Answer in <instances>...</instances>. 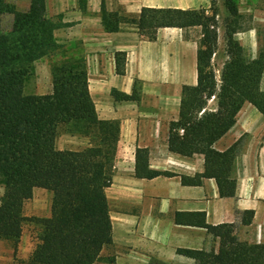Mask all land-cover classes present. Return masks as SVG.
Returning a JSON list of instances; mask_svg holds the SVG:
<instances>
[{
	"label": "trees",
	"instance_id": "16d2710c",
	"mask_svg": "<svg viewBox=\"0 0 264 264\" xmlns=\"http://www.w3.org/2000/svg\"><path fill=\"white\" fill-rule=\"evenodd\" d=\"M226 8L231 17L239 18L233 0H226ZM5 10L13 14V21L8 31L0 27V239L16 246L27 220L22 213L24 203L34 188L46 189L52 194L50 215L30 218L38 233L25 264H96L102 249L112 244L105 189L111 183L119 123L98 118L82 59L56 65L50 91L25 94L24 80L32 63L58 47L53 36L57 26L48 22L46 0H30L25 11L9 8L0 0V13ZM217 16L215 0H210L208 9L142 7L127 21L140 33L147 27L199 28L196 83L182 86L179 116L170 122L167 146L181 156L203 155V172L183 176L182 182L197 184L203 177L213 178L219 195L227 197L235 193L230 172L237 141L223 151L215 149L214 143L233 126L244 102L264 116V89L260 88L264 59L262 52L248 59L235 37L237 30L227 24L226 58L217 76L212 64L218 50ZM108 17L102 20L105 30L116 31L119 20L108 27ZM124 65L125 53L116 52V73L123 74ZM112 94L121 99L133 97ZM61 127L86 137L87 143L77 149H59L56 138ZM160 173L149 169L147 149L138 148L135 175ZM190 215L197 218L196 225L218 238V251L211 256L185 249L183 254L199 264H264V243L238 241L232 223L211 225L205 223L203 213Z\"/></svg>",
	"mask_w": 264,
	"mask_h": 264
},
{
	"label": "crops",
	"instance_id": "0c3cea01",
	"mask_svg": "<svg viewBox=\"0 0 264 264\" xmlns=\"http://www.w3.org/2000/svg\"><path fill=\"white\" fill-rule=\"evenodd\" d=\"M77 1L60 0L62 21L76 31L70 37L83 46L88 91L98 118L116 120L120 127L111 183L105 189L112 244L102 249L96 264H199L182 253L185 249L216 255L218 238L196 225L190 213H203L211 225L232 223L238 241L264 243V116L244 102L233 126L214 143L223 151L237 141L230 172L236 182L233 196L221 197L213 178L182 182L183 176L204 169L203 155L181 156L167 146L170 122L179 116L182 86L196 83L197 41L179 27L157 28L152 38L130 26L107 32L95 6L100 0H89L86 7ZM206 2L105 0V8L122 6L136 13L142 7L199 8ZM119 51L125 53L123 74L115 69ZM112 91L133 97L115 98ZM138 148L147 149L149 169L162 173L135 175Z\"/></svg>",
	"mask_w": 264,
	"mask_h": 264
},
{
	"label": "rangeland",
	"instance_id": "374dc122",
	"mask_svg": "<svg viewBox=\"0 0 264 264\" xmlns=\"http://www.w3.org/2000/svg\"><path fill=\"white\" fill-rule=\"evenodd\" d=\"M30 0H4L9 8H14L17 11H25L29 6ZM63 1V0H61ZM70 1V0H64ZM89 0H78L79 7L87 6ZM237 7L239 18H233L230 16L228 9L226 8V0H215L218 8V50L213 57L212 64L218 76L219 69L222 62L225 60V40H224V27L229 24L236 30L235 37L238 39L243 47L244 53L248 59L257 57L261 52L264 59V1L263 0H233ZM60 0H48L46 17L50 24H54L57 27L53 30V36L58 47L55 51L46 55L38 60H35L30 69V74L24 80L23 91L25 94H39L46 93L51 89L52 71L56 65H60L62 62L69 60L82 59L86 65L83 46L78 39H72L70 36L75 32L70 29V24L63 22L61 17L62 9L59 10ZM67 4V3H66ZM90 7L93 4H88ZM99 7L98 15L101 20L103 16L109 18L108 27H112L113 24L118 21V29H122L125 26L135 28L137 33H140L133 23H129L127 20L129 17L134 18L136 14L131 13L118 7L117 10H107L105 8V0H100V3L95 5ZM210 6V0H207L203 8L208 9ZM66 7V6H65ZM64 7V8H65ZM109 14V15H107ZM115 14V16H111ZM116 20V21H115ZM13 21V14L7 10L0 13V27L4 31L11 29ZM104 28V25H103ZM105 29V28H104ZM76 30V29H75ZM157 30V29H156ZM156 30L147 27L143 34L149 38L155 35ZM108 32V31H107ZM113 32V31H112ZM200 35L198 27H192L186 30L185 37H189L194 41H197ZM264 62V60H263ZM260 88L264 89V67L260 80ZM213 102H210L209 107H212ZM87 138L78 134H72L66 127H61L58 130V136L56 138V146L59 149H77L84 146L87 143ZM3 192V185L0 182V195ZM52 194L50 191L42 188H35L32 197L26 201L22 208V213L27 217L26 222L23 225L21 237L16 246L6 239H0V264H25V260L33 250L37 241L38 227L34 224L30 218L33 217H46L50 215ZM29 218V219H28ZM99 264H101L99 262Z\"/></svg>",
	"mask_w": 264,
	"mask_h": 264
}]
</instances>
